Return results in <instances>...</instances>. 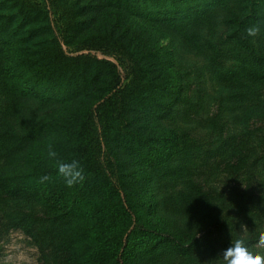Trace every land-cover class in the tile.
I'll list each match as a JSON object with an SVG mask.
<instances>
[{
  "label": "rangeland",
  "instance_id": "rangeland-1",
  "mask_svg": "<svg viewBox=\"0 0 264 264\" xmlns=\"http://www.w3.org/2000/svg\"><path fill=\"white\" fill-rule=\"evenodd\" d=\"M152 1L155 4L150 8ZM181 1L147 0L142 3L144 0H50L44 3L42 0H0V38L12 34L11 45H15L21 58L25 62L29 59L30 64L32 60L38 61V64L51 62V59L44 60L41 51L52 43L55 34L51 29L56 28L61 33L58 43L68 57L88 53L87 48L80 50L83 35L76 32L83 27L91 31L98 28L111 30L131 48L148 50L144 56L146 79L153 80L150 82L153 86L169 84L173 90H162L160 99L164 103L174 104L173 114L160 119V108L154 101L155 105L147 110L151 129L156 134L146 132L145 137L154 153L158 154L159 165H150L144 161L148 144L136 147L108 139L109 149L118 163L133 176L131 185L141 218L161 230L170 228L173 221H178L185 232L190 230L192 234L204 239V245L212 237L210 232L215 231L222 249L230 246L232 238H243L254 251L264 252V249L256 248L257 229H264V158L255 161L250 155L245 165L237 166L235 158L240 155V150L229 153L239 143L238 137H244L249 130L255 131L253 140L259 141L261 152L264 148L261 145V135L264 134V131L261 133V129L264 130V82L253 83L254 86L244 85L253 96L250 95V101H241V94L237 96L238 90L226 86V81L231 67L234 74H241L242 70L233 61L227 62L226 68L213 64L205 45V31L200 32L201 26L195 25L199 20L195 15L188 20H184L187 14L179 17V9L181 13H186L179 6ZM192 1L188 0L189 3ZM215 1L195 0L194 5L199 11L215 10L217 26L211 36V41L215 43L213 48L220 43V47H224L227 42L228 45L235 43L236 40H230V35L233 29L239 30L242 18L251 10L253 18L264 15L261 0ZM159 3H164L165 7L158 6ZM170 3L176 9L173 10ZM247 5L250 6L246 12H240ZM138 8L139 13L134 11ZM180 25L184 26L183 31H179ZM263 30L262 19L261 32L252 40L260 37ZM92 54L100 61L112 62L115 68L93 66L79 69L81 75L76 76L79 81L87 83V90L79 99L76 97L70 103L67 98L59 102L46 101L45 107L51 115L75 114L80 109L85 111L84 102L92 93L90 89L98 87L108 75L122 73L117 61L95 51ZM180 85L185 97L190 96L194 104L201 105L198 115L196 112L184 124L179 121L183 120L179 116ZM238 89H241V85ZM39 90L44 88L40 87ZM30 106L35 108L36 105ZM180 108L182 114L187 110V105H181ZM214 115L227 122L224 139L234 137L235 141L230 145L216 144L215 147L220 146V149L212 152L210 158V155L203 154L206 144L200 143L199 139L207 134L208 129L202 128L198 118L206 120ZM139 116L144 120L143 114L139 113ZM179 131H185L180 148L177 139L178 146L173 148L171 156H164L160 137L174 133L179 138ZM52 136L46 133L37 136L30 150L19 154L18 162L25 161L27 153L31 151L46 154L48 147H43V144L47 146V140ZM234 153L237 155L234 156ZM242 155L247 156L243 151ZM192 186H200L204 191L205 195L198 203L189 202ZM235 188L240 190L238 195L241 201L238 200ZM156 202H159L158 206ZM35 212L40 221L35 225L33 234L29 235L23 228L20 215ZM46 213L47 209L36 202L0 203V264H75L68 260V241L66 244L59 241L68 240L72 234L79 233L81 223H77V220L66 221L52 236L45 237L42 228L46 226ZM241 224L247 225V233H241ZM74 238V253L79 261L83 259L86 244L93 248L96 239L90 232L83 237L74 234ZM161 252L148 257L151 264H166L169 259L167 256L170 255H160ZM185 264H223V261L220 254L217 257L211 256L205 245L196 261Z\"/></svg>",
  "mask_w": 264,
  "mask_h": 264
},
{
  "label": "trees",
  "instance_id": "trees-1",
  "mask_svg": "<svg viewBox=\"0 0 264 264\" xmlns=\"http://www.w3.org/2000/svg\"><path fill=\"white\" fill-rule=\"evenodd\" d=\"M219 1L222 0L215 2ZM261 1L264 4V0ZM195 3V0L191 3L182 0L179 6L186 13H181L179 9V17L187 14L184 20H188L195 15L199 20L195 25L201 26L200 32L205 31V45L214 65L226 68L227 62L233 61L239 66L242 73L234 74L231 67L226 86L238 90L236 94H241V101H250L249 97L253 94L244 85L264 82V30L260 37L252 40V37L247 36L246 29L254 19L255 24L262 19L264 21V15L253 18L251 10L242 18L239 30L233 29L234 32L230 35V40H236L235 43L228 45L227 42L224 47H220V43L213 48L215 43L211 41V36L217 26L215 10L199 11L195 9ZM151 4L150 8L155 3L152 1ZM170 4L173 10L176 9L175 5ZM158 6L165 7L164 3H159ZM249 6L240 12H246ZM134 11L139 13L140 8ZM180 27L179 31L185 29L183 25ZM51 30L55 37L41 51L44 60L51 59L48 63L38 64V61L32 60L30 64L29 59L25 62L16 46L11 45L12 34L0 38V203L36 202L45 207L47 221L42 228L45 237L52 236L66 221L77 220V223H81L79 233L74 234L83 237L90 232L96 239L93 248L86 244L83 259L76 260L74 234L68 240L59 241L61 244L68 241V260L75 264H151L148 257L155 256L159 251H163L160 255H170L167 256L169 259L166 264H185L196 261L205 245L211 256L217 257L224 249L220 247L221 241L215 231L210 232L212 237L204 245V239L192 234L190 230L185 232L178 221H173L172 226L165 230L143 221L131 185L133 176L125 171L109 149V138L136 147L148 144L144 161L150 165H159L158 154L154 153L145 137L146 132L153 133L147 110L155 105L154 101L160 108V119L173 114L174 104L160 101L162 90H173L169 84L153 86L150 84L153 80L146 79L144 56L148 50L131 48L111 30L98 28L91 31L83 27L76 31L83 35L80 50L87 48L89 51L76 57H68L58 43L61 33L57 28ZM249 40L252 42L249 43ZM93 51L117 61L122 73L110 74L98 87L90 89L92 93L84 102L85 111L80 109L75 114L51 115L45 107L46 101L59 102L67 98L70 103L76 97L79 99L87 90V83L79 81L76 76L81 75L79 69L93 66L115 68L110 61H100L92 54ZM239 85L241 89H238ZM40 87L44 90L40 91ZM29 97L35 99H28ZM189 97L184 96L180 85L178 102L179 116L183 118L179 121L182 124L188 123L196 112L198 115L201 106L194 104ZM33 104L36 105L35 108L30 106ZM181 105H187V110L182 114ZM139 113L144 115V120ZM198 123L202 128L208 129L207 134L199 139L200 143L206 144L203 154L210 155V158L213 156L212 152L220 149V146L215 147L216 144L230 145L235 141L234 137L224 139L223 132L227 122L218 115L206 120L198 118ZM262 131L264 130L261 129V133ZM184 132L179 131V138L174 133L160 137L165 150L164 156H171L173 148L178 146L177 139L180 148ZM43 133L53 134L47 140L49 144H43V147L51 145L58 153V159L65 162L75 159L80 162L86 177L82 183L72 188L67 187L64 178L58 173L56 161L48 157V151L46 154L31 151L27 153L25 161L18 162L19 154L30 150L35 138ZM254 138L255 131L249 130L244 137H238L239 143L230 149L229 153L240 150V155L233 154L237 155V166L245 165L250 155L255 161L264 158V148L261 152L260 143L254 141ZM261 145H264V134L261 135ZM242 151L247 154L246 157L242 155ZM45 175L50 176L51 180L41 183L40 178ZM235 191L241 201L238 195L240 190L235 188ZM190 192V203L200 202L205 195L200 186H192ZM158 204L156 202L157 206ZM20 216L24 230L29 235L33 234L35 225L40 221L37 213H21Z\"/></svg>",
  "mask_w": 264,
  "mask_h": 264
},
{
  "label": "clouds",
  "instance_id": "clouds-1",
  "mask_svg": "<svg viewBox=\"0 0 264 264\" xmlns=\"http://www.w3.org/2000/svg\"><path fill=\"white\" fill-rule=\"evenodd\" d=\"M261 32V22H257L246 29L248 37H257ZM48 157L56 161V167L60 176L64 178L67 187L72 188L78 183L85 180L84 170L78 160L65 162L58 159V153L53 150L52 146L48 147ZM51 180L50 176H42L41 183ZM241 233H247L248 227L241 224ZM258 238L256 248L264 249V229H257ZM220 257L223 264H264V252L254 251L245 242L243 238H232L229 247L224 249Z\"/></svg>",
  "mask_w": 264,
  "mask_h": 264
}]
</instances>
